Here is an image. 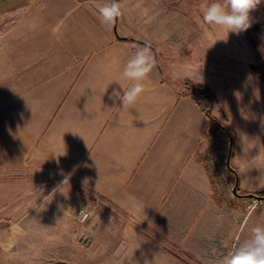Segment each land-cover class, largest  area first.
<instances>
[{"label": "crops", "instance_id": "0c3cea01", "mask_svg": "<svg viewBox=\"0 0 264 264\" xmlns=\"http://www.w3.org/2000/svg\"><path fill=\"white\" fill-rule=\"evenodd\" d=\"M108 2L0 0V264H219L264 225V200L248 212L216 192L205 154L217 120L179 77L230 97L207 63L165 71L176 57L174 4L119 0L108 25L98 14ZM145 45L156 67L123 110L110 97L123 93L117 82L131 86L121 74ZM243 184L241 193L259 190ZM79 185L115 207L89 242L69 224Z\"/></svg>", "mask_w": 264, "mask_h": 264}, {"label": "rangeland", "instance_id": "374dc122", "mask_svg": "<svg viewBox=\"0 0 264 264\" xmlns=\"http://www.w3.org/2000/svg\"><path fill=\"white\" fill-rule=\"evenodd\" d=\"M162 1L172 7L173 4L176 6V17L178 19L176 48L173 50L176 57L173 60L174 64L167 66L165 71L173 69L179 73L184 72L183 69L186 68L185 61L188 60L193 63L196 61L207 63L208 72L220 76V81L224 85L223 88H225V95L230 98L225 96L216 98L215 93L212 91L213 95H210L207 99L209 107L212 103H215L213 113L211 111L213 117L217 119L216 116L218 115L222 118V121L217 119L211 125L210 144L223 141L229 149L230 137L233 136V139H235L236 134L239 135L240 132L239 142L242 144L243 149L239 153L238 160L245 171L238 190L240 193L242 192L245 180L249 188L259 189L251 193L264 191V0H261L258 7L251 13V27L239 34L227 33L225 29L219 26L203 23L202 16L205 5L216 2V0ZM161 12L163 15L164 11ZM165 12L168 13V11ZM184 19L188 22L186 26L181 25ZM177 63L179 64L177 65ZM203 63L202 65L205 66ZM179 80L182 84L186 83L183 78L179 77ZM188 80L207 85L204 82ZM224 125L226 128L223 127ZM234 143L235 140L233 145ZM237 152L236 150L233 151L232 155H236ZM232 155L231 164L237 169ZM254 166L260 169L255 176L251 172ZM230 173L234 184L235 174L231 169ZM78 187L80 188V196L84 199L86 196L85 191H87L85 190L86 187L80 185ZM227 197L224 196L223 198L227 200ZM228 200L233 204L240 202L246 211H251L247 207L248 200L244 196L239 199ZM78 202L74 201L71 204L69 224L74 227L76 236L81 237L82 240L85 238L84 242H89L87 231L101 225L104 210H113L115 207L110 203L112 207L99 208V212L94 215L91 221L79 224L74 216V210Z\"/></svg>", "mask_w": 264, "mask_h": 264}, {"label": "clouds", "instance_id": "9594fccd", "mask_svg": "<svg viewBox=\"0 0 264 264\" xmlns=\"http://www.w3.org/2000/svg\"><path fill=\"white\" fill-rule=\"evenodd\" d=\"M260 3L261 0H216L205 5L202 21L205 25L219 26L227 33L239 34L251 27V13ZM98 14L102 18V23L114 25L122 15L119 0H109L107 4L98 8ZM155 67L156 59L151 48L145 45L138 49L121 74L124 80L132 82L131 86L124 88L117 82L123 93L114 89L110 98L118 99L123 110L134 105L144 91L143 82ZM172 77L175 79V73H172ZM199 78L202 79L200 75ZM65 182L68 183L67 177L62 182L63 187ZM55 191L56 189L53 193ZM47 198L52 199V196L46 197L45 203ZM219 264H264V225L254 227L251 236L243 242H238L232 251L223 255Z\"/></svg>", "mask_w": 264, "mask_h": 264}, {"label": "built area", "instance_id": "2783aa9c", "mask_svg": "<svg viewBox=\"0 0 264 264\" xmlns=\"http://www.w3.org/2000/svg\"><path fill=\"white\" fill-rule=\"evenodd\" d=\"M228 152L229 149H227L223 141L217 144H210L205 154V161L207 168L210 169L212 184L216 192L222 197L228 196V199H239L242 196L237 195L233 190L234 184L232 183L230 168L226 163ZM85 190H87L85 191V198L76 204L77 207L74 210V216L79 224H85L91 221L94 215L99 212V208L105 209L106 207H112L110 202L102 195L87 188ZM244 197L248 200L247 207L249 210L256 208L262 201L256 198Z\"/></svg>", "mask_w": 264, "mask_h": 264}, {"label": "trees", "instance_id": "16d2710c", "mask_svg": "<svg viewBox=\"0 0 264 264\" xmlns=\"http://www.w3.org/2000/svg\"><path fill=\"white\" fill-rule=\"evenodd\" d=\"M186 85L188 86V88L192 91V93L194 95H205V97L208 99L210 97V95H213V92L212 90L205 84L203 83H194V82H191L189 80L186 81ZM211 100V99H210ZM205 110L208 112V115L210 116L211 119L213 120H217L215 119V117H213V115L211 114V109L210 107L208 106L207 108H205ZM223 127L226 128V126L224 125ZM233 142H234V139H233ZM233 153V151H232ZM232 155V154H231ZM238 187H239V184H238ZM257 194H260V195H264V191L262 192H257Z\"/></svg>", "mask_w": 264, "mask_h": 264}, {"label": "water", "instance_id": "95a60500", "mask_svg": "<svg viewBox=\"0 0 264 264\" xmlns=\"http://www.w3.org/2000/svg\"><path fill=\"white\" fill-rule=\"evenodd\" d=\"M232 149H233V136H231L230 140H229V152H228V155H227V158H226V163L229 166V168L231 169V171L235 174V182H234V186H233L234 192L237 195H239V196H247V197L263 200L264 199V195H260V194H257V193H240L239 192V190H238V184H239L238 172L231 164Z\"/></svg>", "mask_w": 264, "mask_h": 264}]
</instances>
